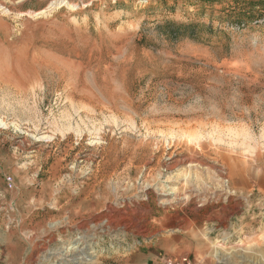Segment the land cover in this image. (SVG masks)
<instances>
[{
  "label": "rangeland",
  "instance_id": "374dc122",
  "mask_svg": "<svg viewBox=\"0 0 264 264\" xmlns=\"http://www.w3.org/2000/svg\"><path fill=\"white\" fill-rule=\"evenodd\" d=\"M174 236L264 264V0H0V264Z\"/></svg>",
  "mask_w": 264,
  "mask_h": 264
},
{
  "label": "built area",
  "instance_id": "2783aa9c",
  "mask_svg": "<svg viewBox=\"0 0 264 264\" xmlns=\"http://www.w3.org/2000/svg\"><path fill=\"white\" fill-rule=\"evenodd\" d=\"M158 264H197V261L190 255L174 256L166 252L158 257Z\"/></svg>",
  "mask_w": 264,
  "mask_h": 264
},
{
  "label": "crops",
  "instance_id": "0c3cea01",
  "mask_svg": "<svg viewBox=\"0 0 264 264\" xmlns=\"http://www.w3.org/2000/svg\"><path fill=\"white\" fill-rule=\"evenodd\" d=\"M183 236H174L175 243L173 244L171 241L169 244H167V248L164 251V253H169L174 256H182L183 252L181 251L182 248V242H183Z\"/></svg>",
  "mask_w": 264,
  "mask_h": 264
},
{
  "label": "bare ground",
  "instance_id": "6f19581e",
  "mask_svg": "<svg viewBox=\"0 0 264 264\" xmlns=\"http://www.w3.org/2000/svg\"><path fill=\"white\" fill-rule=\"evenodd\" d=\"M66 3V2H65ZM63 4V3H62ZM66 5H67V3H66Z\"/></svg>",
  "mask_w": 264,
  "mask_h": 264
}]
</instances>
